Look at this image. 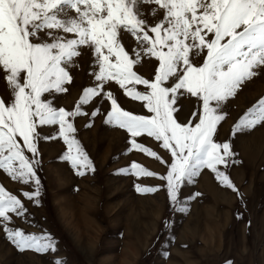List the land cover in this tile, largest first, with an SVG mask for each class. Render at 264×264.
Returning <instances> with one entry per match:
<instances>
[{
  "label": "snow or ice",
  "instance_id": "obj_1",
  "mask_svg": "<svg viewBox=\"0 0 264 264\" xmlns=\"http://www.w3.org/2000/svg\"><path fill=\"white\" fill-rule=\"evenodd\" d=\"M142 3L155 5L151 14L160 12L162 18L150 24L138 11ZM122 32L136 41L134 58L121 42ZM80 48L91 49L93 68L98 70L90 75L96 83L85 87L74 110L67 111L53 106L45 94L68 91L65 85L73 81L68 69L76 66L73 60L81 55ZM143 57L158 61L151 80L133 70ZM193 58L202 62L195 63ZM260 67H264V0H0V77L10 94L7 101L0 97V169L14 180L34 183L35 191H25L23 196L38 203L37 129L58 125V137L67 145L61 158L77 175L95 171L68 118L86 115L81 105L102 96L110 101L104 123L130 134L129 151H141L166 165L163 175L137 162L120 172L166 182L173 203L181 185L191 183L204 168L222 185L238 191L218 168L235 163L231 145L216 142L214 134L225 118L219 112L222 102L257 76L255 69ZM112 81L126 96L143 102L150 115L121 108L113 93L104 91L105 84ZM129 85H144L145 91ZM184 96L195 98L200 105L187 123L179 122L175 115L179 110L176 104ZM98 112L96 108L91 116ZM261 122L264 98L240 117L233 133L253 129ZM145 134L161 142L171 155L170 163L137 143L135 138ZM136 191L156 192L158 187L137 184ZM25 212L21 200L0 187V230L7 239L20 251L55 252L50 235H26L8 226L9 213L22 216ZM54 264L63 261L56 259Z\"/></svg>",
  "mask_w": 264,
  "mask_h": 264
},
{
  "label": "rangeland",
  "instance_id": "obj_2",
  "mask_svg": "<svg viewBox=\"0 0 264 264\" xmlns=\"http://www.w3.org/2000/svg\"><path fill=\"white\" fill-rule=\"evenodd\" d=\"M155 5L140 4L142 18L154 24L162 13L151 14ZM70 15L72 13H69ZM71 38V34H66ZM121 42L133 56L136 41L129 33H121ZM74 67L68 70L73 77L65 85L66 93L45 94L53 106L74 110L85 87L96 82L90 75L94 57L91 49L80 48ZM195 63L202 60L193 58ZM158 61L143 57L134 71L153 79ZM259 74L246 80L233 97L222 102L220 114L225 116L217 125L214 140L229 142L234 155L225 172L238 191L222 185L209 169H201L184 182L178 200H169L164 181L157 177H136L119 170L132 162L163 175L166 165L138 150H131L130 134L119 127L104 123L110 101L94 97L81 105L86 115L69 117L76 132L73 134L93 163L95 171L77 175L70 163L61 157L67 145L58 137V125L41 126L37 131L39 161L36 173L40 180L38 203L23 196L35 191V184L12 179L0 169V187L17 196L26 208L22 216L9 213L11 228L27 234H48L55 241L56 251L37 253L20 251L0 230V264H264V122L253 129L233 133L234 125L245 112L264 98V67ZM145 91L144 85H129ZM117 103L137 115H150L143 102L124 94L114 81L105 84ZM0 97L6 101L10 94L0 77ZM176 118L181 123L192 119L200 105L195 98L181 97ZM99 108L93 117L91 112ZM91 125L88 127L87 125ZM56 138L45 139L44 137ZM137 143L155 151L170 163V153L161 142L146 134L135 138ZM20 140V138H18ZM22 144V140H20ZM25 154L32 157L25 150ZM158 187V191L139 193L136 185ZM199 193V195H196ZM2 228V226H0Z\"/></svg>",
  "mask_w": 264,
  "mask_h": 264
}]
</instances>
